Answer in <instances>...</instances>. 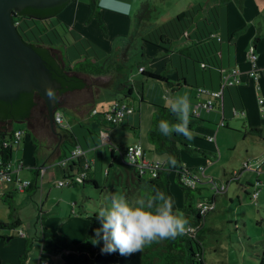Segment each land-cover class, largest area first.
<instances>
[{
  "label": "crops",
  "instance_id": "1",
  "mask_svg": "<svg viewBox=\"0 0 264 264\" xmlns=\"http://www.w3.org/2000/svg\"><path fill=\"white\" fill-rule=\"evenodd\" d=\"M193 1L195 0H191L190 2H186L184 4L185 10L192 6L198 7V10L193 17V21L191 25L185 30L183 35L172 42L169 49L146 41V44H149L151 47V55H153V53H157L159 55L157 59L150 61L149 67H151L156 73L166 71V75L171 82L167 84L162 80H147L144 78L141 83V91L132 86V91H129L127 89V91L125 92H120V94L115 97L112 102L115 99L127 98L129 102L135 107V111L127 115L120 125L110 126L105 114L101 112V115L103 116L102 122L100 123L101 127H104L105 130L108 128H115L117 126L120 128H130L131 130H133L134 135L132 136V140L129 143H126L125 146L128 144L140 142L144 147V156L149 161H158L159 163H165L168 156L165 152L160 153L156 151L155 145L148 138V130L152 123L153 113L157 110L158 104L166 106L165 97L174 98L177 95H187L189 97L191 105V113L193 108L192 102L196 99V84H204L209 87L215 88H218L220 86L221 73L218 68L205 66L204 64L198 61H193L189 57L178 52L182 51L188 53L190 48L194 46L195 42L197 41L194 36L197 22L201 21L204 18H208L209 11L211 7L214 6H217L219 9L220 25L217 33L223 37L220 47V63L223 67H237L239 69L241 77L239 83H237L235 86H231L225 89L224 98L220 102L221 109L224 110V115L226 117V126L222 127L233 132H243L245 135L251 137L253 141L264 144V141L262 140V137L264 138V115L260 111L258 101L259 97L264 98V0H241V2H239V0H207L205 6L201 5L199 2ZM68 2L69 4H76L77 12L79 9H82L85 13L88 11L87 6L83 5L80 1L75 3L73 0H69ZM127 2L132 5V12L128 16H134L133 21L145 16V13H141L142 11L141 7H139V2L145 3L149 6L148 0H146L145 2L144 0H127ZM109 7L115 9L121 8L122 0H109ZM99 9H101V17L106 22L104 11L108 9L101 7ZM200 10H203V12H201ZM114 12L122 14V12L119 10H116ZM125 16L127 15L122 14V17H117L118 19L112 18L115 20L114 28L119 31H121L122 28L135 30L136 24L134 22L132 23V19H129L128 16ZM169 18L163 20V22L168 20ZM75 23L76 21L74 22V24ZM110 23V21H107V28ZM129 23H131V25H129ZM140 24H142V22ZM70 26L73 27L71 24ZM147 29L141 31L138 30L137 32L139 34L141 33L142 36L145 35V31ZM189 33H191V35H189ZM80 35L84 36L81 33ZM253 46L258 55L257 64L259 68V75L257 78L252 77L249 74L250 63L248 61L247 55L249 49ZM97 50L100 56H103L105 52L108 53L111 57L114 56L110 51L107 50H104L105 52L103 51L102 53V50L99 46L97 47ZM114 66V61H112L110 66L111 71L99 75H113V73L111 72L113 71V69H115ZM183 76L185 77V79L178 80ZM154 80H157L161 83H158ZM144 81H153L152 83H154V86L149 85L148 93L146 94L144 91ZM110 87L111 86H106V88ZM101 90L103 91V88H101L100 86L94 87L93 95L91 96V98L100 95ZM76 109H82V106L81 108L76 106ZM202 117L204 118L203 122L205 124L215 127V123L221 119V112L219 110L203 112ZM231 118H235V120H237L235 128L229 126V120ZM73 124L75 131L80 137L82 143L85 144L86 140L84 137H87V141L92 144V147L86 150V158L91 159L93 161L92 163H94L92 169L94 172L93 178L97 181V185L94 184V186L99 187L100 182L97 175V169L101 170L107 176H109L111 170H114L115 174L117 175L118 167L116 168L115 165H117L116 163L118 162V158L116 153L114 155L112 154L110 148V146L114 142L110 140V136L108 134L99 133V136H104V141L108 142L105 145H100L101 141L99 140L98 135H94L95 140H97L96 146L99 147V150L96 152V146L93 145L92 138L89 136L88 131L86 132V127L80 126L75 122ZM253 127L263 128L262 136L255 132H252L250 134L247 132V130ZM11 129L14 128L10 124V126L8 127V133L11 131ZM57 131L62 133V129L57 128ZM57 134V141L54 142V145H50L48 143L49 145L45 150L44 155L40 152L38 158H34L36 162L33 165L28 166V169L23 166V168L20 170V177L29 178L32 180V184L30 185V187H28L24 192H18L15 191V186L11 185V183H8L4 186V193L0 196V220L4 222L16 220L19 224L14 227L7 228L11 230L7 233L8 235L4 234L3 232L1 234L3 236H7L6 238H0L1 264H43L42 259L44 255L50 257L51 255H57L58 253L61 254V259H63V261L61 260L59 264H66L67 262V254L71 251V249L65 248L60 245L50 235H48L49 233H47V230H53L52 227H55V225L50 226L49 224V213L52 211V207L49 205L52 204L53 206H60V204H62L61 202H63L64 205L69 203L76 205L78 201L77 197L79 194L72 189L60 190L55 192L52 189H49L46 192L45 187L51 188V186H57L55 184L56 180L64 177L66 174H70V176H72L73 174L77 173L80 168L77 164L72 163L71 160L68 161L67 166H62L58 163V161L60 160V155L63 157L62 148L67 149V145L69 144L67 141L63 142L62 135L60 136L59 133ZM227 136V134H219L216 130L214 141H210L207 138L201 137L195 138L193 141L194 145L207 150V153L205 155L203 154L205 158L199 157V159L197 160L187 161L184 164L187 167L190 166V168H197L200 165H204L207 177L203 179V181L208 180L211 176L218 178L219 180H224L223 177H216L213 174H210L209 169L205 164H207L206 160L209 157L208 150L210 151V153L216 154V149L220 148V144L222 145L225 143L224 139H226ZM23 141H26V138ZM243 143L246 151L245 155H243V157L240 159V161H242L241 169L232 168L233 170L231 169L232 171L230 172L229 167H222L223 176L225 177L226 181L229 180V183L230 180H234L236 184H239L240 190L245 191V193L251 199V192L257 189L254 184L253 177H255L256 181H261V183L264 182V151L260 154H256L254 151L250 153L248 148L249 145L245 142ZM226 145H228V143ZM148 151L151 154V158L147 157L146 155ZM88 152H90L91 155H89ZM45 154H47V157L45 156ZM28 159H30L29 155ZM185 159L189 160L188 158ZM74 160L77 161V159ZM244 162H248V166L245 168V170H243ZM24 163L25 162L23 161V165ZM54 165H56V167H54ZM42 167H45V171L41 175ZM52 168L55 173L50 176V174L48 173L52 170ZM236 170L239 171V176L232 177V173ZM253 171H255L256 174H254ZM112 186H114V184ZM60 188H62V186ZM38 193L39 199L36 198ZM222 194L226 198H228V189L225 193ZM239 194L240 192L233 190V195H230L240 198ZM52 195L57 196L55 197ZM218 195L219 194L212 196L215 201V209L213 210L214 213L222 211L216 206ZM50 198L52 199V201ZM10 201L13 202L16 207L15 214L12 213L9 207ZM230 201L232 202L231 198ZM262 203V207L264 208V200L262 201ZM61 209L62 208H59V210ZM72 209H74V207ZM72 211L74 213V210ZM69 216L70 217L63 216L62 220L60 221V230L61 232H64V234L68 235L66 237L72 243H79V239L81 238L80 235L83 233L82 227L88 226L87 223H89V217L91 215L86 216L88 217V222L86 221L87 218L83 217L82 215ZM206 217L204 221L206 220ZM260 217L262 220L263 217L261 216V214ZM240 220L243 221L242 227L244 228V226H246V222L242 218ZM204 221L201 225L204 224ZM234 221L236 223L235 227L238 228V218H236ZM68 222L74 225L76 230H78L77 233L79 234L80 238L77 234L73 235L69 232L66 233L65 230H63V225ZM203 228H205V226H203ZM20 229L23 230L24 234L21 235L19 233ZM45 229L47 234L45 233ZM23 253H25V259L22 262L21 255ZM52 263L53 262L49 261L48 258L45 261V264Z\"/></svg>",
  "mask_w": 264,
  "mask_h": 264
},
{
  "label": "rangeland",
  "instance_id": "2",
  "mask_svg": "<svg viewBox=\"0 0 264 264\" xmlns=\"http://www.w3.org/2000/svg\"><path fill=\"white\" fill-rule=\"evenodd\" d=\"M73 1L75 3L80 1L83 5L87 6L88 11L85 13L82 9H79L77 12L76 4H69L68 2L59 11V16L71 24L79 33L92 39L101 48L102 51H100L102 53L104 50L110 51L114 55L112 56V60L114 61L115 69L111 72L113 75L86 74L85 78L87 80V86L82 89L68 90L60 94L57 98V104H55V107H57L66 118L71 120V123L81 122L82 126L86 127V132L89 128L93 130L94 135L96 136L99 135V133L108 134L110 140L114 142L115 153L119 156V149H124L125 144L132 140L134 131L130 128H120L118 126L105 130L104 127H101L100 125L103 118L101 112L109 108L112 100L117 97L120 92L127 91L129 85H132L141 91V83L145 78L144 75L140 73L138 66L139 60L141 59L140 50L142 45L143 49L145 48L144 53L147 55V59L142 62L143 65L149 67L150 61L159 57L157 53L151 55L152 51L150 45L146 44V41L141 38V33L139 34L137 31L161 24L163 20L181 13L185 10L184 4L191 0H148L149 6L145 3L139 2V7H141L142 11L141 13H145V16L133 21L134 16L127 15L129 19H132V23L134 22L136 24L135 30L122 28L121 31L114 28L115 20L112 19L122 17L121 13L109 10L104 11L105 22L100 14L101 9H99L98 13L93 12L89 0ZM145 1L146 0H144V2ZM206 1L207 0H195L193 2H199L201 5L205 6ZM200 11L203 12V10ZM75 21L76 23L74 24ZM107 21L111 22L108 28ZM139 22H142V24ZM129 25H131V23H129ZM125 38L129 39L127 40ZM68 57L71 60L76 57V50L72 45L68 46ZM101 63H103V59L101 60ZM154 81L161 83L157 80ZM144 82V91L146 94L148 93L149 85L154 86V83H152L153 81ZM97 86L103 88V91L101 90L100 95L91 98L94 87ZM106 86L111 87L106 88ZM54 91L56 93V88ZM44 102L47 103L45 98L41 95L37 98V104L28 121H13L11 124L14 129H27L25 137L26 141H22L19 145V149L15 150L14 153L15 159L19 158L25 162L23 166L26 169H28V166H31L36 162L34 158H38L40 152L44 155L48 145H54V142L58 139V134L54 131L50 119L45 115L46 109L44 108ZM76 106L79 108L82 106V109H76ZM93 108L99 110V113L92 114L91 111ZM236 121L235 118H231L229 120V126L235 128ZM0 125L8 128L10 126V121H0ZM217 132L219 134H227L228 136L224 139L225 143L222 145L220 144V148L216 149V154H212L208 150L209 157L206 160L207 164L205 165H207L210 174H213L216 177H223L224 181H226V179L223 176L222 167H229L230 172L233 170L232 168L241 169L242 167V161H240V159L245 155L246 151L243 142L249 145L248 148L250 153L254 151L256 154H260L264 151V144L253 141L251 137L245 135L243 132H233L222 126L217 127ZM227 143L228 145H226ZM88 154L91 155L90 152H88ZM28 155L30 159H28ZM146 155L151 158L149 151ZM45 156L47 157V154H45ZM199 157L205 158L203 154L193 156L184 150L181 151V162L184 166H186L184 164L185 162L197 160ZM117 158L118 162L116 163L117 165H115L116 168L118 167L117 175L114 170H111L109 176H107L101 170L97 169V175L100 182L99 187H95L92 182L85 183V186L78 184L76 186L65 185L62 186V188L59 186H51V188L45 187L46 192L49 189H52L54 192L72 189L79 194L76 205L70 203L64 205L63 202H61L62 204H60V206L49 205L52 207V211L49 213L50 215L48 214L50 216L49 224L50 226L55 225V227H52V231L57 230L61 234H64V232H61L60 230V221L63 216L70 217L69 215H82L87 218L86 221L88 222V217L86 216L93 215L95 211L98 212L102 206L108 204L112 195L122 194L130 203H135L136 199L149 193L148 187L145 183L140 187L137 186L136 189L134 183L130 182L128 185L127 170H130L131 167L127 164H123L119 160L120 157ZM185 158H188L189 160H186ZM54 167H56V165H54ZM188 167L190 168V166ZM246 167L247 166H244L243 170H245ZM253 172L256 174L255 171ZM54 173L55 172L52 168L48 174L51 176ZM149 176V173L144 174L145 178H148ZM209 179L198 182L197 186L200 188L193 190L194 197L192 202L194 205H196L198 197H212L214 195V191L211 188L212 182ZM253 179L260 194L257 200L250 199L245 191L240 190L239 184H236L234 180H230L228 185V198L220 193L218 195V200L216 201L217 208L222 211L216 213L213 211L207 215L203 224L205 228L201 231V235L204 247L203 255L208 264L259 263V254L264 250V208L262 207V201L264 200V182L261 183V181H256L255 177H253ZM169 182L176 205L185 218L182 208L187 202L186 193L180 183V179L178 178L177 170L171 169L169 171ZM10 183L11 185L16 186L15 183ZM113 184L114 186H112ZM233 190L240 192V198L230 195H233ZM38 196L39 193L37 194V199H39ZM52 196L56 197L57 195ZM230 198L232 199V202L230 201ZM73 207L74 209H72ZM59 208L62 209L59 210ZM72 210H74V213ZM260 214L263 217L262 220ZM236 218H238V228L235 227L236 223L234 220ZM239 218H242L246 222L244 228L242 227L243 221ZM86 228L87 226L82 227L83 233L80 235V238L77 233L78 230H76L74 225L70 222L63 225V230H65L66 233L69 232L73 235H78L80 238L79 242L83 240L86 234ZM9 231L11 230L2 228L0 229V235L2 232L7 234ZM64 235L68 236L66 234ZM47 258L49 261L53 262L52 264H59L61 260L63 261V259H61V254L59 253L57 255L53 254L50 257L44 255L42 259L43 264H45Z\"/></svg>",
  "mask_w": 264,
  "mask_h": 264
},
{
  "label": "trees",
  "instance_id": "3",
  "mask_svg": "<svg viewBox=\"0 0 264 264\" xmlns=\"http://www.w3.org/2000/svg\"><path fill=\"white\" fill-rule=\"evenodd\" d=\"M69 0H64L51 5H26L23 8L13 11V22L17 26V29L22 38L29 42L43 57L47 67L49 68L52 76L60 82V86L54 93V99L60 94L74 89H82L87 86L86 74L99 75L105 72L111 71L112 57L105 52L103 56L98 54L97 47L92 40L88 37L81 36L80 33L70 26L65 20L59 16V11L67 4ZM225 1V0H222ZM241 2V0H239ZM92 11L99 12L98 0H89ZM198 7L192 6L181 13L174 15L168 20L150 27L145 31V35L141 38L145 41L155 43L161 47L168 48L174 40L179 38L185 30L191 25L193 17L197 12ZM219 9L217 6L211 7L209 11V17L204 18L197 22L194 36L197 39L194 46L190 48L188 53L178 51L180 54H184L193 61H198L208 67H216L220 70L222 77V70L224 68L229 69L233 66L223 67L220 63V47L223 37L217 33L219 29ZM144 34V33H143ZM191 35V33H189ZM129 39V38H125ZM72 45L77 50V56L71 60L68 57V46ZM141 59L138 66H144L140 71L144 75L145 79H157L162 80L169 84L171 81L166 75V71L156 73L150 67L143 65V61L146 60L143 45L140 50ZM104 58V59H103ZM103 59V63L101 60ZM168 69V68H167ZM185 79L181 77L178 80ZM221 80V79H220ZM178 82V81H177ZM234 85H228L224 88L223 96L221 100L217 101L216 107L211 111L219 110L221 112V119L224 120L226 126V117L224 110L221 109L220 102L224 98V92L226 88ZM196 88L199 86H206L211 89H217L215 87H209L204 84H196ZM221 86V81H220ZM219 86V87H220ZM218 87V88H219ZM132 91V85L127 88ZM41 95L36 89L21 90L16 95L2 98L0 97V121H28L31 117L32 111L37 104V98ZM192 102V107L195 104ZM129 102L127 98H122ZM44 108L46 109V117L49 119V109L47 103L44 102ZM210 112V111H205ZM105 114V112L103 111ZM220 119V120H221ZM160 120H166L170 124L176 123L177 119L175 115L170 111L169 107L158 104L157 110L153 113L152 123L148 130V138L155 145V150L160 153H167L165 163L158 167L157 174L155 176H149L145 178L144 175H140L138 170L130 166L131 169L127 170V183L135 184V189L142 184H146L149 193L153 192V189H159L166 195L170 196L173 201L174 211L179 209L176 205L174 195L170 189L169 171L175 169L178 172V178L180 179L181 172L184 170H192L194 168L186 167L181 162V151L184 150L189 154H206L207 150L197 147L193 141L195 138H207L208 135L216 133L219 122L215 123V127L208 126L203 122L202 115L196 116L193 111L190 113L189 130L192 133V138L189 140L183 135L173 133L171 136H165L158 130V123ZM108 121V120H107ZM110 126H116L119 124L110 123ZM82 126L81 122L77 123ZM5 127L0 125V134L5 132ZM263 128L253 127L247 130L250 134L252 132L260 134L262 136ZM88 134L92 138L93 145L96 146L97 140L94 138L93 130L88 128ZM63 142L67 141V149H63V157L68 156L71 149L80 144L85 150L91 148L92 144L87 141V137H84L86 142L82 143L80 137L75 131L74 124L71 128L62 129ZM101 141L100 145H105L108 142L104 141V136H99ZM25 139V138H24ZM264 141V138L262 137ZM72 146V147H71ZM96 146V152L99 150ZM111 152L114 155L115 151L110 146ZM19 149V147H18ZM7 158L12 157L15 153V149L9 148L7 150ZM62 156L60 155V158ZM174 157L176 165L172 166L169 163V158ZM77 161L72 160V163L77 164L81 170H85L86 176L83 182L84 185L87 182H92L97 185L96 179L93 178V164L84 167V164L88 158H86V152L78 156ZM126 164V163H123ZM182 187L186 193V204L182 210L185 215V219L188 221L187 226L196 227V230H187L183 235H179L174 239H166L159 243H153L150 246H146L141 252L133 253L128 256L120 255L119 251L114 253H103L101 249L104 247V241L101 240L99 244L94 245L92 239L95 236V230L102 225L97 219V211L89 217V223L86 229V234L82 241L79 243H72L65 235L52 230H47L56 242L65 248L71 249L67 254L66 264H208L203 255V241L201 231L204 229L201 225L205 217L213 211L211 209L207 213L203 214L193 204L192 199L194 197V189L200 187H189L181 182ZM77 185V184H74ZM148 193V194H149ZM214 200L212 197H198L200 199ZM9 207L13 214H15L16 207L13 202H9ZM18 221L12 220L10 222H4L0 220V229L11 228L16 226ZM46 233V229H45ZM46 233V234H47ZM7 236L0 235V238H6ZM12 237V236H11ZM25 257V253L21 255V261ZM1 264V261H0ZM10 264V263H9ZM264 264V250L259 254V263Z\"/></svg>",
  "mask_w": 264,
  "mask_h": 264
},
{
  "label": "built area",
  "instance_id": "4",
  "mask_svg": "<svg viewBox=\"0 0 264 264\" xmlns=\"http://www.w3.org/2000/svg\"><path fill=\"white\" fill-rule=\"evenodd\" d=\"M248 61L250 63L249 74L252 77L257 78L259 75V68L257 64L258 55L255 51L254 46L251 47L248 51ZM144 66H139V71L143 70ZM241 80L240 72L237 67H231L229 69L224 68L222 70L221 77V86L217 89H211L206 86H199L196 88V97L197 100L193 105L192 111L196 116L202 115L205 111H211L216 107L217 101L221 100L223 96L224 88L228 85H234L239 83ZM259 107L260 111L264 115V98L259 97ZM135 111V107L133 104L128 102L125 99H115L106 109L105 116L106 119L113 124H119L124 121L127 115L133 113ZM92 114L99 113V110L96 108L92 109ZM53 122L55 126L59 129H68L72 127L71 121L66 118L63 113L55 107L53 111ZM224 125V120L221 119L219 122V126ZM5 132L0 134V196L4 193V186L10 182H14L16 184L15 191L24 192L30 185L32 184V180L29 178H22L19 175L20 170L23 168L22 159H15L14 154L12 157L7 158V150L9 148L17 150L20 143L26 137L27 129L26 128H17L11 129L8 133V128L4 129ZM207 139L210 141L215 140V135L210 134L207 136ZM114 148L115 146L112 143L111 145ZM86 150L80 145L76 144L68 156L61 157L58 163L62 166H67L68 161H72L76 159L81 154L85 153ZM119 160L122 163L129 164L130 166L135 167L140 175H144L145 173H149L150 176H155L158 171V167L163 163H159L158 161H149L144 156V147L140 142L128 144L124 147V149H119ZM91 159L87 160L84 164V167H87L92 163ZM243 166H248V162H244ZM45 167L41 168V175L44 173ZM86 176L85 170L79 169V171L72 176L70 174H66L64 177L56 180L55 184L59 187L65 185H74L80 184L83 182V179ZM239 171L236 170L232 173V177H238ZM207 177L205 173L204 165H200L197 168L192 170H184L181 172L180 179L181 182L189 187H197L198 182L203 181ZM212 182V189L214 191V195L225 193L228 189L229 180H219L213 176L209 177ZM259 191L255 189L251 192V199L256 200L258 198ZM197 208L201 213L205 214L211 209L215 208V201L210 199H200L196 203ZM188 230H196V227L187 226ZM19 233L24 234L23 230L20 229Z\"/></svg>",
  "mask_w": 264,
  "mask_h": 264
},
{
  "label": "clouds",
  "instance_id": "5",
  "mask_svg": "<svg viewBox=\"0 0 264 264\" xmlns=\"http://www.w3.org/2000/svg\"><path fill=\"white\" fill-rule=\"evenodd\" d=\"M98 6L119 10L125 15L132 12V5L127 0H122V7L119 9L110 8L109 0H98ZM48 95L54 97L51 89L48 90ZM165 100L177 122L170 124L166 120H160L158 130L165 136L176 133L190 140L192 133L188 127L191 109L189 97L177 95L174 98L165 97ZM169 163L175 166V158L170 157ZM97 214L102 226L95 230L92 243L96 245L103 240V253L119 251L120 255L128 256L141 252L153 243L174 239L188 230V221L183 213L179 209L174 211L172 198L159 189H153V192L136 199L135 203H130L122 194L113 195L110 202L102 206Z\"/></svg>",
  "mask_w": 264,
  "mask_h": 264
},
{
  "label": "water",
  "instance_id": "6",
  "mask_svg": "<svg viewBox=\"0 0 264 264\" xmlns=\"http://www.w3.org/2000/svg\"><path fill=\"white\" fill-rule=\"evenodd\" d=\"M61 1L64 0H0V97L36 89L47 102L54 130L53 111L57 102L48 95V90L55 93L60 82L52 76L41 54L22 38L11 12L26 5H51Z\"/></svg>",
  "mask_w": 264,
  "mask_h": 264
},
{
  "label": "flooded vegetation",
  "instance_id": "7",
  "mask_svg": "<svg viewBox=\"0 0 264 264\" xmlns=\"http://www.w3.org/2000/svg\"><path fill=\"white\" fill-rule=\"evenodd\" d=\"M24 7H25V6H24ZM22 8H23V7H22ZM16 9H18V8H13V9H12V12H11L12 19H13V11L16 10ZM12 122H13V121H10V124H12ZM55 129H56V128H55ZM56 130H57V129H56ZM56 130H54V131L57 132Z\"/></svg>",
  "mask_w": 264,
  "mask_h": 264
}]
</instances>
